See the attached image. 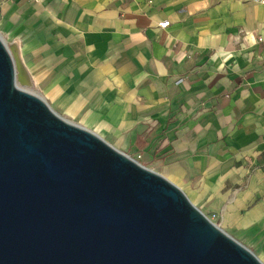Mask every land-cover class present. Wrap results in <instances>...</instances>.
<instances>
[{
	"label": "crops",
	"instance_id": "obj_1",
	"mask_svg": "<svg viewBox=\"0 0 264 264\" xmlns=\"http://www.w3.org/2000/svg\"><path fill=\"white\" fill-rule=\"evenodd\" d=\"M0 33L55 112L180 187L264 263L262 4L10 0Z\"/></svg>",
	"mask_w": 264,
	"mask_h": 264
},
{
	"label": "water",
	"instance_id": "obj_2",
	"mask_svg": "<svg viewBox=\"0 0 264 264\" xmlns=\"http://www.w3.org/2000/svg\"><path fill=\"white\" fill-rule=\"evenodd\" d=\"M18 79L0 35V264H264L180 187Z\"/></svg>",
	"mask_w": 264,
	"mask_h": 264
},
{
	"label": "rangeland",
	"instance_id": "obj_3",
	"mask_svg": "<svg viewBox=\"0 0 264 264\" xmlns=\"http://www.w3.org/2000/svg\"><path fill=\"white\" fill-rule=\"evenodd\" d=\"M4 1H10V0H0V2H4ZM0 35L2 36V38H3V40H4V42H5V44H6V46L8 47V49L10 50V53H11V55H12V57H13V60H14V62H15V64H16V68L18 67V66H20V64H19V62H20V60H19V55H18V49L17 48H15L16 46L14 45V42H12V41H9L6 37H4L3 35H2V33H0ZM15 46V47H14ZM20 68H21V66H20ZM17 84H18V86L19 87H21V88H23V89H25V90H28V91H31V92H34V93H36L35 91H34V89L32 88V85H29V84H27V82H25V81H22L21 79L19 80H17ZM125 153V152H124ZM127 154V153H126ZM129 155V154H128ZM131 156V155H130ZM132 157V156H131ZM134 158V157H133ZM146 166V165H145ZM147 167V166H146ZM148 168H150V167H148ZM150 169H152V168H150ZM153 170V169H152ZM155 171V170H154ZM194 204V203H193ZM195 205V204H194ZM196 206V205H195ZM197 207V206H196ZM198 209H200L199 207H197ZM211 221H213V222H215L216 224H218L217 222H216V215L215 214H212V215H210V214H206L202 209H200ZM219 225V224H218ZM229 234V233H228ZM232 236V235H231ZM233 237V236H232ZM234 238V237H233Z\"/></svg>",
	"mask_w": 264,
	"mask_h": 264
},
{
	"label": "built area",
	"instance_id": "obj_4",
	"mask_svg": "<svg viewBox=\"0 0 264 264\" xmlns=\"http://www.w3.org/2000/svg\"><path fill=\"white\" fill-rule=\"evenodd\" d=\"M33 1H37V0H33ZM254 1H257V2H259L260 4H262L263 6H264V0H254ZM169 24V21H167V20H165V21H163L161 24H160V26L161 27H165V26H167ZM257 41L258 42H263L264 41V38L262 37V36H257Z\"/></svg>",
	"mask_w": 264,
	"mask_h": 264
},
{
	"label": "bare ground",
	"instance_id": "obj_5",
	"mask_svg": "<svg viewBox=\"0 0 264 264\" xmlns=\"http://www.w3.org/2000/svg\"><path fill=\"white\" fill-rule=\"evenodd\" d=\"M2 37V36H1Z\"/></svg>",
	"mask_w": 264,
	"mask_h": 264
}]
</instances>
